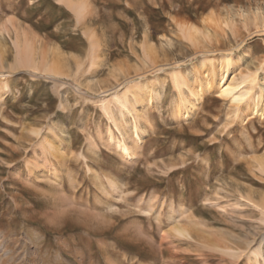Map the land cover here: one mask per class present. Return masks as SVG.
<instances>
[{"label":"rangeland","instance_id":"1","mask_svg":"<svg viewBox=\"0 0 264 264\" xmlns=\"http://www.w3.org/2000/svg\"><path fill=\"white\" fill-rule=\"evenodd\" d=\"M72 1L0 0V75H7L0 85L8 84L0 89V264H247L248 250L264 241L254 207L264 202L258 163L264 118H232L230 103L214 91L188 120L177 119L166 73L176 65L187 71L202 52L230 47L241 57L233 76L255 69L264 60V34L243 22L264 15V0H88L89 12L81 14ZM210 19L233 24L224 31ZM179 23L209 27L213 41L193 45ZM91 30L103 58L98 63H105L99 70L90 69ZM25 36L38 55L57 51L72 62L76 56L82 69L52 78L15 65ZM148 45L158 61L142 64ZM115 63L130 68L127 79H160V95L148 110L149 135L135 161L97 138L101 130L106 137L108 123L97 99L114 87ZM64 97L67 113L59 106ZM49 125L66 132L55 139L69 141L61 160L38 145ZM86 136L96 141L92 151ZM30 156L53 161L62 181L51 182L53 169L27 177Z\"/></svg>","mask_w":264,"mask_h":264},{"label":"bare ground","instance_id":"2","mask_svg":"<svg viewBox=\"0 0 264 264\" xmlns=\"http://www.w3.org/2000/svg\"><path fill=\"white\" fill-rule=\"evenodd\" d=\"M72 2L79 13H83L85 10L89 12L88 0H73ZM259 15L260 14L254 15L250 22L249 19H245L243 25L247 27L248 24H251L253 25L255 33L264 34V15ZM205 17L206 16H204V20ZM83 19H81L80 22ZM210 20L211 23H213L212 21L214 20ZM210 20H208V22H210ZM85 23H87V20ZM232 24L233 23L230 20L228 21L227 19H224L221 22H215L213 25L211 24V26L214 27V25H216L214 28L221 26L225 31L226 29L224 28L230 29ZM178 26L180 33H182V35L195 46L204 48L208 40L213 41V33L209 27L203 26V28H199L191 23H179ZM88 33V39L90 40L92 49L94 50V45L97 44L98 41L96 40V33L93 30L89 31ZM104 35L106 34H103V36ZM30 40H28L26 37L24 39L25 42H23L24 46L18 47L19 49L17 51L15 65L32 67L35 71L40 70V73L41 71L44 73L46 72V75L52 78H59L58 75L70 76L73 72L82 69L84 62L76 56H73V60L75 61L72 62L66 58H63L61 53L57 51L54 52V54L51 53L52 57L41 52V50L38 55L37 50L33 48L31 45L32 41L30 42ZM100 52L101 51L97 52V49L93 51L94 55L90 69H94L96 67L98 68L100 65L105 64H102L100 61L98 63L99 58H102ZM143 53V56L146 57V59L141 58L144 61L142 64H146L148 62V58L149 60L154 61V63L158 61L155 59L156 54L154 55V48L152 45L146 46ZM240 62L241 57L239 55H235L233 52V47H230L220 51L219 54L215 53L214 51L202 52V57L196 62V64H192L187 71H182L179 65L168 67L169 70L166 74L170 78L175 92V101H173L172 105V115L182 121L188 120L201 105L204 96L216 91L219 97L223 98L224 100L226 99L230 103L232 108L230 116H232V118L238 119L240 122H243L244 120L249 121L256 116L264 118V60L257 64L255 69H246V71L240 70L238 77L235 75L233 76L234 72L239 69ZM163 66L164 65L161 64L158 65L159 69H163ZM11 67H13V65ZM137 67L135 68L136 71L140 69L139 66ZM145 67L147 68V66ZM122 68L124 67L119 64H113V69L110 70V77L114 79V87L112 86V88L100 92V97L97 99V102L108 122L104 126V133L106 137L101 135L103 134L101 130L97 138L101 144H108V146L112 144L114 146V152L118 153L119 156H121L126 161H135L134 159L137 157L138 150L143 146L145 137L149 135L147 124L150 125L151 123L148 110L155 106L156 99L160 95L158 86L160 79L156 74L150 78H141L139 80L127 79V76L130 74V68H128L127 65L125 66L126 69ZM150 68L151 66L148 68V70ZM92 71H90V73H92ZM6 76L7 75L1 74L0 81H2L1 79L6 80ZM63 84H65V82L62 83V85ZM7 86V82H3V85H0V89H5ZM64 87L65 86L62 88L64 89ZM88 87H90V85ZM104 87H108L107 84H105ZM65 97L64 102L60 100L61 102L59 104L60 111L62 113H67L71 107L69 106L68 98L65 99ZM47 129L48 130L46 134H43L44 136L38 144L40 146V150L41 152L53 156L57 160H61V158L64 157L63 155H65V146L69 145V141L67 138H65L60 142L55 143V139L65 136L66 132L64 129H60L59 127L56 128L53 125H49V128L47 127ZM31 132L35 135L38 134V131L36 130H31ZM95 142L96 141L92 136L85 137L84 144L88 150L92 151V145H94L93 143ZM25 162L26 165L29 166V169L26 172L27 177L31 178L37 174L43 173L46 170L48 171L53 169L54 175L51 182L62 181L59 173H57L58 167L53 161L37 163L35 157L30 156L25 159ZM34 163L36 165H34V167H30ZM258 163L260 166L259 170L261 173H264V156L259 160ZM58 165L60 166L61 164L58 163ZM63 165H65V162L62 164V166ZM88 169L91 171L90 166H87V170ZM107 180H109L112 186L116 185V183L111 178H108ZM254 207L263 217L260 219L264 221V202L263 204L261 203V205L255 204ZM262 244H264V241L261 240L256 248L248 250V259L246 261L247 264H253V262L256 260H259L260 263V258L264 261V249L261 248ZM240 255H242V253L238 254V256Z\"/></svg>","mask_w":264,"mask_h":264}]
</instances>
